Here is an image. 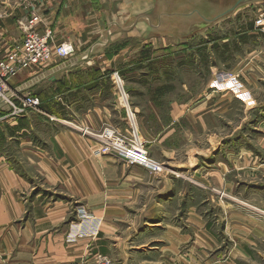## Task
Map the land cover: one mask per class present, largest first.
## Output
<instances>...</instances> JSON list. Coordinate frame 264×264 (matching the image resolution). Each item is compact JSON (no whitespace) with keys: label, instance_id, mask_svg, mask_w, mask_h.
<instances>
[{"label":"crops","instance_id":"crops-1","mask_svg":"<svg viewBox=\"0 0 264 264\" xmlns=\"http://www.w3.org/2000/svg\"><path fill=\"white\" fill-rule=\"evenodd\" d=\"M177 1H47L43 19L51 31V42L54 45L71 42L74 52L65 58L54 55L44 66L23 69L8 80L13 93L37 96L40 107L39 111L27 116L0 119V143L17 145L16 154L12 156L0 153V264H72L88 251L108 256L113 264H130L136 260L134 257L143 256L144 259L157 248L144 241V235L150 233L148 230H165L173 239L174 231L193 226L194 218L203 223L194 208L195 198L207 212L210 192L215 200L224 198L214 189L236 188L240 184L241 171L245 176L249 174L256 178L258 163L252 160L251 154L242 155L238 150L219 158L224 153L219 154L216 150L225 139L233 136L224 138L217 134L209 138L204 105L193 108V102L201 92L194 98L188 83L184 82L185 97L181 101L169 99L175 87L171 77L165 81L161 78L150 82L142 80L143 86L148 85L144 94L146 107L134 101L143 94H137L132 86H124L122 80L129 105L137 118V130L143 139L152 141V150L160 148L162 154L159 153L158 158L166 172L153 174L143 167L128 166L118 158L97 152L100 143L95 135L103 127L112 126L121 132L129 129L114 73L108 75L107 72L129 63V49L120 46L119 51L113 53V46H119L124 37L187 39L198 32L202 35L215 23L219 25L238 15L234 12L231 17L204 26L201 32L188 36L190 27L199 19L177 14L190 9V6L178 5ZM256 3L262 5L264 0ZM20 11L21 16L28 12L27 7ZM16 16L10 12L0 18V57L21 44L22 34L16 25ZM244 16L232 36L236 46L232 59L221 57L220 63L209 69L213 79V75L223 72L233 60L231 71L243 84L241 96L234 97L246 104L254 101L253 89L263 79L259 76L264 71V33L257 31L252 20L249 18L248 22ZM162 27H165L164 36H158L156 32ZM222 42L226 43L227 38ZM124 74L123 71L121 77ZM212 83L210 87H214ZM162 85L168 86L167 92L159 91ZM225 94L233 98L230 92ZM161 100H165L162 108ZM35 113L49 120L50 116L60 118L56 119L60 121V128H49L51 131L44 146L35 143L31 136ZM182 118L190 124H198L206 136L197 141L200 145L196 150H189L183 160H178L177 145L167 148L164 144H170L175 124ZM148 121L155 126L153 133L145 124ZM68 122L85 127L87 132ZM46 123L53 127L47 120ZM209 160L219 164L211 175L206 166ZM219 160H227L232 171ZM226 171L234 176V185L224 181ZM227 200V205L223 201L220 204L214 201L213 208L220 207L225 216L231 215L234 219L239 216L238 213L235 215L234 207L240 205L239 201L233 197H227ZM80 205L91 214L89 221L76 220V208ZM248 206L264 212L259 205ZM75 224L80 225V230L74 241H68V234L77 232ZM168 239L163 233L156 241Z\"/></svg>","mask_w":264,"mask_h":264},{"label":"rangeland","instance_id":"rangeland-1","mask_svg":"<svg viewBox=\"0 0 264 264\" xmlns=\"http://www.w3.org/2000/svg\"><path fill=\"white\" fill-rule=\"evenodd\" d=\"M47 1L49 0H34V10L39 12L42 17H44V13L46 12L45 4ZM53 1L60 2L62 0ZM29 4L30 0H0V18H4L5 15L12 12L13 14L16 13L15 22H17L18 19L24 16H21L20 9L24 10L27 7L28 11ZM260 5V3L255 4V2L248 6L242 5L235 11L238 15H230L232 17L228 21H221L219 25L217 23L212 25L209 31H207L209 35H206L207 32L204 31L202 35L198 32L195 37H188L187 39L171 36L158 39L145 37L144 40L135 37H124L119 46L111 48L113 53L118 52L120 46H127L129 49V63H125L126 65L124 64L122 68L119 67L107 72L108 75L117 72L121 80L124 81V86H132L135 88L134 90L137 94H143V96L134 99L136 103L146 107L147 97L144 94H146L145 89H147L148 85L143 86L142 80L150 82L154 78H161L162 81H165L169 77L173 78L175 87L173 91L171 90L172 95H170L169 99H178L180 101L185 97L182 83L187 82L191 89L190 93L194 95V98L198 97L199 94L197 93L201 92V95L194 100L193 108H196L198 105H204L203 112L206 113L204 115V122L207 126L209 138L217 134L224 136V138L228 135L233 136L228 139L230 143L225 139V144L222 142L223 144L220 146V149L216 150L219 154L224 153L219 158L223 159L227 153L239 150L242 155L244 153L245 155L251 154L252 160L255 159L258 163L256 178L254 176L249 177V174L245 176L241 171L239 186L232 189L231 187L214 189L218 194L223 195L224 198H221V200L212 198V192H210V206L207 212L201 207L202 205H199L200 200L194 199V208L202 218L203 223L199 218H194L193 226L190 227L188 225L189 227L176 230L178 233L177 238L176 232L173 230L175 237L173 239L172 236H168L164 232L165 230H148L150 233L144 235L146 236L144 241L157 245V248L152 249V255H145L144 259L143 256L134 257L136 260L130 261V264H264V212H257L248 206L249 204H256L264 210V170H262L264 168V144L260 145L262 142L264 143V71L261 73L262 76H259L263 77V79L253 89L254 101H247L245 104L234 97V95L241 96L240 91L243 89V84L237 75L231 71L233 60L229 63L230 67L226 65L223 72L220 71L216 74L217 76L213 75V79L209 69L211 65H218L220 63L219 58L221 57H230L232 59L231 56L236 50L232 36L243 22L241 21L242 15H245L244 18L247 21L250 18V21L252 20L254 23L255 16L258 14L257 9ZM163 28L165 27L156 32L159 34L158 36H164L165 29ZM225 38H227V42L223 43L222 41ZM205 40H208V42L205 43ZM123 71L125 74L121 77ZM232 75H235L239 82L238 93L227 81V78ZM211 82H213L214 87L209 86ZM228 92L233 95V98L225 94ZM186 94L188 95V92ZM163 104H165V100H161V108ZM50 106L56 111L59 110L55 105ZM131 110L134 111L133 108ZM4 112L6 111L2 113ZM56 119L59 120L60 118L50 116L49 120L48 117L40 113L33 115L31 136L35 143L42 146L46 145V136L51 131L49 128H52V130L60 128V121ZM46 120L53 127L49 126L50 124L46 123ZM135 121L137 122L136 116ZM68 123L74 128L77 126L72 122ZM145 124L148 130L153 133L154 124L149 121L145 122ZM238 130L239 132H237ZM190 134L192 135L191 138ZM173 135L174 137L170 139V144L166 142L164 146L169 148L170 145H177L179 148L177 154L178 160H183L184 155L189 150H196V146L200 145L197 141L204 139L206 136L205 131H201L198 124H190L184 118L179 119L175 124ZM138 136L143 141L146 150H149L148 154L150 157L162 164L163 167L159 172L150 173L159 174L166 172L164 164L158 158L162 154L160 148L152 150L150 148L152 141L143 139L139 132ZM16 148L17 145L13 142L10 145L0 143V153H5L6 155H14ZM246 160L248 159L246 158ZM219 161H224L227 164V160ZM206 164V166H209L208 172L210 175L215 173L219 165L214 160ZM229 166L231 164H227L228 169ZM229 170L232 171V169ZM226 172L224 181L234 185V182H232L234 176L231 172ZM210 184L212 183L210 182ZM209 190L211 191V189ZM227 197L237 199L240 204L234 206L235 215L239 214L234 219H232L231 215L225 216L220 207L213 208L214 201H217L218 204H220V201H223L224 205H227L229 203ZM79 208H83L86 212L88 210L83 205L77 206L76 220L80 222ZM170 232L171 230H169V234ZM163 233L169 239L157 242L156 239L161 237ZM179 237L184 239H180ZM150 243L148 246L151 245ZM148 246H145V248ZM95 254L97 252L92 253L88 251L84 257L72 264H78L83 261L91 262L94 260ZM110 264H113L112 260H110Z\"/></svg>","mask_w":264,"mask_h":264},{"label":"built area","instance_id":"built-area-1","mask_svg":"<svg viewBox=\"0 0 264 264\" xmlns=\"http://www.w3.org/2000/svg\"><path fill=\"white\" fill-rule=\"evenodd\" d=\"M26 15L17 20V27L22 34L21 44L6 51L0 57V119L27 116L31 112L39 111L40 99L30 93L16 95L8 87V80L19 71L28 68L42 67L56 55L57 57H68L74 52L71 42H63L54 45L51 42V31L45 24L42 15L34 10V0H30ZM258 14L254 19V27L257 31L264 33V4L257 9ZM115 84L123 101L125 115L128 120V132H121L112 126H105L95 135L100 145L97 152L102 155H110L120 159L126 165H137L149 172H159L162 164L150 157L143 141L138 136L134 111L131 110L127 92L123 88L120 75L113 74ZM219 76V75H218ZM229 85L238 91L239 82L232 75L227 78ZM82 132L86 128L76 126ZM80 222L89 221L91 214L83 208L78 210ZM77 232L68 234V241H74L80 230V225L75 224ZM94 260L83 261L78 264H110L107 256L95 254Z\"/></svg>","mask_w":264,"mask_h":264},{"label":"water","instance_id":"water-1","mask_svg":"<svg viewBox=\"0 0 264 264\" xmlns=\"http://www.w3.org/2000/svg\"><path fill=\"white\" fill-rule=\"evenodd\" d=\"M261 0H178L177 4L186 5L189 10L179 15H188L198 17L189 29V35L201 30L204 26H209L218 20L226 18L233 14L239 7L246 4H252ZM186 8V7H185ZM187 37V36H186Z\"/></svg>","mask_w":264,"mask_h":264},{"label":"trees","instance_id":"trees-1","mask_svg":"<svg viewBox=\"0 0 264 264\" xmlns=\"http://www.w3.org/2000/svg\"><path fill=\"white\" fill-rule=\"evenodd\" d=\"M189 38H191V37H189ZM213 40H215V39H213ZM206 42H208V40H205V43H206ZM159 91H160L161 93H163V92H167V91H168V86H167V85H162V86L160 87Z\"/></svg>","mask_w":264,"mask_h":264}]
</instances>
